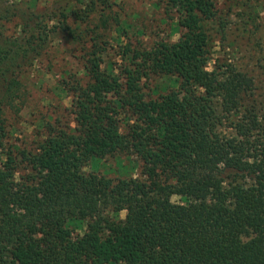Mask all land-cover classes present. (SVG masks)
<instances>
[{"label": "trees", "instance_id": "16d2710c", "mask_svg": "<svg viewBox=\"0 0 264 264\" xmlns=\"http://www.w3.org/2000/svg\"><path fill=\"white\" fill-rule=\"evenodd\" d=\"M89 1L55 0L67 9L58 24L25 21L15 37L0 33V264H264V128L249 78L205 65L214 0H167L178 38L122 48L117 73L101 68L98 45L112 3ZM95 13L88 80L64 86L74 126L46 121L31 147L6 148L4 115L24 104L21 72L54 33L82 38L69 15L84 23ZM151 74L175 75L178 87L147 98L141 81ZM117 153L140 160L139 177L83 170ZM80 221L85 230L73 235Z\"/></svg>", "mask_w": 264, "mask_h": 264}, {"label": "rangeland", "instance_id": "374dc122", "mask_svg": "<svg viewBox=\"0 0 264 264\" xmlns=\"http://www.w3.org/2000/svg\"><path fill=\"white\" fill-rule=\"evenodd\" d=\"M68 0L74 8L85 7L90 1ZM110 10L106 27L98 29L102 35L99 47L101 68L106 72L117 73L124 66L119 53L129 46L148 48L159 40L175 41L180 29L176 25L177 15L168 10L167 0H110ZM216 16L209 26V53L206 59L208 70L242 72L250 80L249 105L257 113L260 125L264 128V0H214ZM63 2L55 0H0V33L7 38L18 35L20 29L30 24H58ZM67 10V9H66ZM64 10V11H66ZM32 17L26 20L27 14ZM70 14V13H68ZM99 15H91L89 22L76 20L74 14L68 16V23L77 27L84 35L74 41L62 34L54 33L47 48L34 63L25 68L20 75L24 104L18 113L8 109L5 113L7 136L6 148H29L39 139L46 121L60 118L62 122L72 123V95L64 86L74 81L85 84L88 80L84 69L87 53L92 50L91 28L98 23ZM28 29V27H26ZM171 30H174L173 32ZM147 98L177 88L179 78L175 75L151 74L142 80ZM109 97V95L107 96ZM219 100L216 101L220 113ZM125 117L120 116L117 124L125 130ZM229 131L230 129L226 127ZM140 160L132 154L117 153L104 158L92 157L83 168L102 178L114 181L122 177H139ZM172 201H178L172 196ZM125 211L119 216L123 218ZM85 221L71 223L73 235L82 234ZM37 238V236H32ZM107 264H113L108 262Z\"/></svg>", "mask_w": 264, "mask_h": 264}]
</instances>
